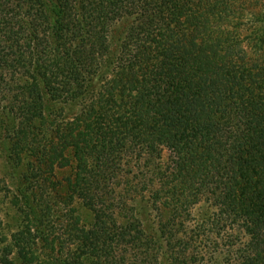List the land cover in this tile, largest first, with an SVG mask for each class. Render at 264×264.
<instances>
[{"label":"trees","instance_id":"obj_1","mask_svg":"<svg viewBox=\"0 0 264 264\" xmlns=\"http://www.w3.org/2000/svg\"><path fill=\"white\" fill-rule=\"evenodd\" d=\"M260 1L0 0V169L29 220L0 264H264ZM94 112L95 169L66 196L63 138ZM75 199L65 250L46 216Z\"/></svg>","mask_w":264,"mask_h":264},{"label":"rangeland","instance_id":"obj_2","mask_svg":"<svg viewBox=\"0 0 264 264\" xmlns=\"http://www.w3.org/2000/svg\"><path fill=\"white\" fill-rule=\"evenodd\" d=\"M259 5L262 7V5H264V0H261L259 2ZM123 27L125 26H120L119 30H122ZM168 35H170V37L169 36L167 37V33H166V37L169 39V42H166L165 43L166 48L160 51V55H162L163 59L164 57L168 58L169 55L173 53V51H169V49L176 51L184 50L183 47L179 46L180 41L179 39H177V37H175V35L173 36L171 32ZM63 112H64V117L69 119L75 117V115L78 114V110L73 107H67L66 109H64ZM81 132L82 134H80ZM72 134H73L72 136L73 138L71 136L70 137L67 136L65 138L66 134L64 135L63 138L64 141L66 140L65 142L66 143L65 145L67 147L66 154H68L69 164L64 169H61V171L56 172V177L58 179H63L64 182L63 185L67 184L68 180L70 179L68 182L69 184H67L68 190L70 191L64 192L66 196L71 195L70 193L71 190L77 187L74 184V182L77 177L76 174L77 168L80 167L81 161L85 159L84 163L86 164L84 168H83L84 163L81 164L82 167H81L80 175L82 177L83 176L86 177L85 174L86 172L88 171L91 172L93 171V169H95V166L92 165V164L95 165L94 157H91V159H89L90 152H92L91 154L92 156H95L94 151H92L93 146H95V112H94V118L88 123V125L84 124L78 133L73 132ZM1 156L2 158H4L3 153H1ZM121 168H122L121 171L123 170L126 171L125 169L126 166L122 165ZM8 178L9 176L6 173H4L2 169H0V247H3V245L4 246L8 245V243L11 242L12 234L17 233L25 225V223L29 222L25 214L21 213L20 210L21 206L20 205L13 206L11 204L12 192L14 188L12 187L13 185L12 186L9 185ZM3 181H6L8 186H6L3 183ZM11 181L13 182V180ZM89 185L90 184H85L84 188L86 186L88 187ZM5 186L8 187V189H5L6 188ZM78 201L79 200L75 199L69 205L51 207L50 208L51 212L46 216V219H50L51 221H53V226L55 225L56 228L55 231H57V233H59V236L61 235V239L64 240L65 250H68L69 247H72L71 243H73L72 240L74 237H71L72 236L71 234L70 237L68 236V234L65 235V228L62 227L61 225L62 224L66 225L67 223L69 225V223L71 222L69 219H71V217L73 216L71 215L73 214L72 213L73 210H74V214L75 215L77 214ZM79 213L80 211L78 212V214ZM212 213H213V208H210V206H208L204 202L199 203L197 206H195V208L192 211L193 217L198 222L204 221L209 216L213 217L214 214ZM84 218H86V223H88L90 219L88 220V217H84ZM219 228L222 229L220 226H216L213 228V225H208V227L206 228L207 229L206 235L207 234L208 235L205 236L204 237L205 239L203 240L206 241L208 245L206 246L205 250L213 251V249H215L216 243L218 244L221 243V239L218 236V230H220ZM222 233H224V230L222 231ZM31 248L33 249L32 251L35 253L37 257L38 256L43 257V255H41L40 252L43 251L44 248L43 250L40 249V244L38 242L35 243ZM70 251L71 254L74 253V251H72L71 249ZM217 251H222V249L217 248ZM44 260L47 259L44 258ZM38 262H39V257H38Z\"/></svg>","mask_w":264,"mask_h":264}]
</instances>
